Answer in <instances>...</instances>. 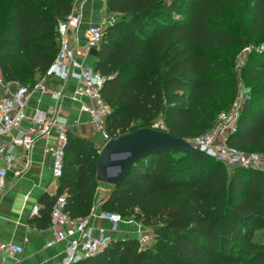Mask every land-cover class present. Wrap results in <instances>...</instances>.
<instances>
[{
    "label": "trees",
    "instance_id": "trees-1",
    "mask_svg": "<svg viewBox=\"0 0 264 264\" xmlns=\"http://www.w3.org/2000/svg\"><path fill=\"white\" fill-rule=\"evenodd\" d=\"M71 3L0 0V71L6 80L31 85L47 71L59 47L57 23ZM221 7V0H105L108 23L93 66L106 76L101 96L111 107L106 128L112 137L150 126L157 117L182 138L213 126L214 98L231 85L216 77L227 71L217 53L233 42L228 30L213 25ZM246 11L248 37L238 51L264 40L255 39L263 34L264 0H253ZM241 77L248 89L226 143L264 152V48L247 52ZM66 136L56 190L40 196V226L48 224L58 195H65L72 218L86 216L93 204L101 146L70 129ZM101 209L151 227L152 242L112 238L63 264H264V242L253 240L264 228V168L227 167L199 149L155 151L131 164Z\"/></svg>",
    "mask_w": 264,
    "mask_h": 264
},
{
    "label": "built area",
    "instance_id": "built-area-1",
    "mask_svg": "<svg viewBox=\"0 0 264 264\" xmlns=\"http://www.w3.org/2000/svg\"><path fill=\"white\" fill-rule=\"evenodd\" d=\"M83 1L72 0L70 10L65 17L58 21V50L47 71L33 84L6 80L0 71V160L5 163L0 164V177L5 176L8 169L14 167L15 155L13 151L18 146L22 148L25 155L23 168H27L31 163L29 152L35 141L48 134L53 127L58 132L57 141L53 147L47 148V150L52 151L53 177H59L62 170L64 145L67 140L66 130L70 126V120L63 114L64 101L62 98L66 95L64 90L66 82L70 78H76L77 84L70 90L68 96L72 99L87 97L88 101L81 103L80 110L87 113L89 122L101 133L104 143L113 138L106 128V118L111 112V107L101 96V88L106 76L95 69L92 64L84 61V58L91 53V48L98 49L103 29L108 20L105 14L99 22L87 24L83 30V41L80 42L78 31L82 24L81 5ZM51 78L62 81L59 89H55L47 83V80ZM34 91L50 95L54 99V104L44 110L37 109L31 116L28 126L22 128V121L26 116L25 107ZM243 97L244 93H241L239 100L233 102L228 110L222 111L210 129L184 139L197 149L217 158L227 167L239 165L264 168V152L243 151L226 143L227 135L234 129ZM148 127L166 131L160 117ZM15 130L19 131L14 133ZM15 172L18 171L15 170ZM64 206L65 195H58L51 204L49 217V225L54 234V240L51 242L67 239L64 263L96 252L113 238L103 227L99 228L98 234L93 233L90 217L95 215L94 207L86 216L72 218ZM38 211L39 206L36 204L33 206L32 212L37 214ZM99 216L109 221L111 230L118 229L121 221L136 222L139 226L142 225L132 217L126 218L114 211L101 210ZM72 219H75V226L64 227ZM136 237L141 244H149L153 239V230L138 229ZM21 250L22 246L19 244L11 241L0 242V264H4L2 252L13 255Z\"/></svg>",
    "mask_w": 264,
    "mask_h": 264
},
{
    "label": "crops",
    "instance_id": "crops-1",
    "mask_svg": "<svg viewBox=\"0 0 264 264\" xmlns=\"http://www.w3.org/2000/svg\"><path fill=\"white\" fill-rule=\"evenodd\" d=\"M82 24L78 31L80 42L83 41V30L87 24L91 22H99L106 14L105 0H84L81 5ZM84 58L86 63L92 64L95 56L90 60L89 56ZM48 84L55 89H59L62 81L51 78ZM77 84L76 78H70L66 82L65 92L63 96L64 109L63 114L70 120L68 129L75 134L94 139L95 135H99L101 139V147L104 139L101 133L96 130L87 113L80 110L83 101H88L87 97L80 99H72L68 96L70 90ZM54 104V99L48 94H40L34 91L25 107L26 116L22 121V128L28 126L31 116L35 114L37 109L44 110L48 106ZM77 121H73V120ZM19 130H15L17 133ZM57 129L53 127L50 132L38 138L29 152L31 163L27 168H23L24 152L20 146L14 151L15 161L14 167L8 169L5 176L0 177V242L11 241L22 246V250L13 255L2 252L4 264H63L67 239L54 240L53 229L48 224L44 226L37 225L36 216L39 215L32 212L34 205L39 208L43 207L40 201L42 193L47 192L53 194L56 190L57 178L52 174V151L47 150L56 144ZM100 151V150H99ZM0 164H5L0 160ZM15 170L18 172L16 173ZM97 180V188L94 194L92 207L95 209V215L90 217V224L93 227V233L98 234L99 228H105V231L112 235L113 238H125L136 236V233L129 232V227L121 221L118 229L111 230L110 223L106 218L99 216L101 209V200L106 196L111 186H102ZM91 207V208H92ZM75 219L70 220L64 227H74ZM134 228L152 229L149 226L138 225L131 222ZM135 224V225H134ZM136 226V227H135ZM132 230V229H131ZM135 232V229H133ZM69 238V237H68ZM51 242V243H49Z\"/></svg>",
    "mask_w": 264,
    "mask_h": 264
},
{
    "label": "rangeland",
    "instance_id": "rangeland-1",
    "mask_svg": "<svg viewBox=\"0 0 264 264\" xmlns=\"http://www.w3.org/2000/svg\"><path fill=\"white\" fill-rule=\"evenodd\" d=\"M252 2L253 0H239L237 3H231L228 0H221V11L215 14L213 19V25L228 30L233 39L231 44L223 47L217 53L218 60L227 67V71L217 73L216 77L220 79L222 84L229 82L231 85L224 89L225 94L216 95L214 98L212 105V108L215 111L213 125L216 123L219 114L233 102L239 100L241 93H244L248 89L246 82L241 77V67L244 64L245 55L253 48L257 50L264 48V40H258L247 43L238 51L239 44L248 37L247 31L251 16L246 15V9L252 4ZM261 28L263 30V34L258 35L255 37V39L264 36V17L261 19ZM93 57L94 56L91 55L89 56V59L91 60ZM228 68H230V71H228ZM158 118L159 117H157L155 120ZM92 140L95 142L97 147L101 145V139L98 134L95 135L94 139ZM251 151L263 153L260 150ZM100 182H102V186H111V184L108 182ZM124 224L126 227H129V229H127L129 232L137 234L138 226L137 228H134L132 225L133 223ZM133 229H135V232ZM253 240L257 242H264V228L255 230Z\"/></svg>",
    "mask_w": 264,
    "mask_h": 264
},
{
    "label": "water",
    "instance_id": "water-1",
    "mask_svg": "<svg viewBox=\"0 0 264 264\" xmlns=\"http://www.w3.org/2000/svg\"><path fill=\"white\" fill-rule=\"evenodd\" d=\"M96 56L97 49L91 48ZM196 150L190 142L167 131L141 126L107 140L99 151L95 177L115 185L138 158L159 150ZM67 263V262H66Z\"/></svg>",
    "mask_w": 264,
    "mask_h": 264
}]
</instances>
